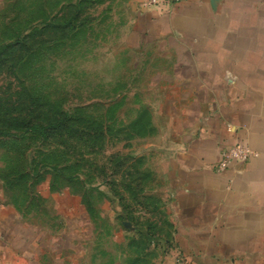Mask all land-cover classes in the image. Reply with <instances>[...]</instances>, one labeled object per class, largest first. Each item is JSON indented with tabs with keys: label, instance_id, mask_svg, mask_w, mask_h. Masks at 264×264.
<instances>
[{
	"label": "rangeland",
	"instance_id": "1",
	"mask_svg": "<svg viewBox=\"0 0 264 264\" xmlns=\"http://www.w3.org/2000/svg\"><path fill=\"white\" fill-rule=\"evenodd\" d=\"M133 32L130 0H0V264H28L24 246L38 254L41 242L88 236L86 262L64 255L68 264H131L116 253L123 232L144 238L142 264L159 259L170 226L153 194L158 153L152 138H129L139 113L165 102ZM55 109L72 120L67 132L31 131L58 122ZM69 192L88 210L65 202Z\"/></svg>",
	"mask_w": 264,
	"mask_h": 264
},
{
	"label": "crops",
	"instance_id": "2",
	"mask_svg": "<svg viewBox=\"0 0 264 264\" xmlns=\"http://www.w3.org/2000/svg\"><path fill=\"white\" fill-rule=\"evenodd\" d=\"M148 2L130 0L129 46L153 57L151 82L165 102L151 111L156 135L145 138L158 153L152 174L160 188L153 194L170 224L155 264H264V0ZM158 119L166 125L163 142ZM238 143L257 156L219 171L223 151ZM65 195L69 205L88 210L78 193ZM91 224L95 233L99 226ZM123 233L118 257L140 256L132 243L139 238ZM88 237L72 247L41 242L38 254L24 246L23 258L86 262Z\"/></svg>",
	"mask_w": 264,
	"mask_h": 264
},
{
	"label": "trees",
	"instance_id": "3",
	"mask_svg": "<svg viewBox=\"0 0 264 264\" xmlns=\"http://www.w3.org/2000/svg\"><path fill=\"white\" fill-rule=\"evenodd\" d=\"M53 115L57 118H59V121L56 123H49L46 125L40 124V125H32L30 126V124H28V127H31V131H33L36 134H39L40 136H46L48 135L49 132H67L69 130L68 124L70 121H72L71 119H68L66 114L58 109H55L53 111ZM91 124H97L96 122H91ZM24 126V124H23ZM100 126V125H99ZM34 127V128H32ZM30 130V129H29ZM130 131H131V137L129 138V140L134 139V138H145L148 136H152L156 133V128L153 124V117H152V113L149 112L147 109H145L144 111H141L139 113V115L137 116L136 120L133 121L130 125ZM141 161V160H139ZM141 176H145L144 172L139 171L138 172ZM170 226V224H169ZM148 236V235H147ZM147 236H145V239H147ZM149 238V237H148ZM153 241V240H152ZM132 243L138 245V249L141 250V254L138 257L133 258L132 263L131 264H142V246H144V238H139L137 239H132Z\"/></svg>",
	"mask_w": 264,
	"mask_h": 264
},
{
	"label": "built area",
	"instance_id": "4",
	"mask_svg": "<svg viewBox=\"0 0 264 264\" xmlns=\"http://www.w3.org/2000/svg\"><path fill=\"white\" fill-rule=\"evenodd\" d=\"M159 3L160 0H149L148 6L158 7ZM253 156H257V153L254 150L244 144L238 143L223 151V160L217 166V169H219V171H224L229 167L231 162H247Z\"/></svg>",
	"mask_w": 264,
	"mask_h": 264
}]
</instances>
